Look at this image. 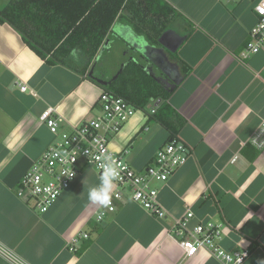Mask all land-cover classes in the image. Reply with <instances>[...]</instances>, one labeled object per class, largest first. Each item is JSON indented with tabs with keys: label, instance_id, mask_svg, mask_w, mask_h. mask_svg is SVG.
<instances>
[{
	"label": "crops",
	"instance_id": "obj_1",
	"mask_svg": "<svg viewBox=\"0 0 264 264\" xmlns=\"http://www.w3.org/2000/svg\"><path fill=\"white\" fill-rule=\"evenodd\" d=\"M10 1L0 0V11ZM149 1L144 6L153 24L146 20L142 29L185 37L170 56L184 80L166 104L185 119L178 138L190 156L166 183H153L168 217H154L131 199L130 189L115 184L111 196L120 190L124 198L97 222L107 206L89 201L88 190L101 188L104 177L91 167L82 168L45 214L17 197L30 167L58 140L41 122L44 111L52 109L70 131L98 113L103 88L89 74L47 63L0 23V264H223L207 249L185 258L172 230L189 212L191 227L223 226V250H248L244 264H264V149L250 143L264 120V53L241 57L257 22L256 1ZM115 24L97 64L108 77L133 54L116 36L120 24H129ZM148 114L138 111L110 143L140 173L171 141V132ZM81 234L89 237L71 251L72 238Z\"/></svg>",
	"mask_w": 264,
	"mask_h": 264
},
{
	"label": "built area",
	"instance_id": "obj_2",
	"mask_svg": "<svg viewBox=\"0 0 264 264\" xmlns=\"http://www.w3.org/2000/svg\"><path fill=\"white\" fill-rule=\"evenodd\" d=\"M256 25L251 29L249 39L241 52L243 60L252 55L264 53V0H255ZM27 90L26 85L21 86ZM152 104L149 116L157 112ZM98 113L80 126L64 131V120L54 115L52 109L44 111L41 122L58 138L34 163L19 183L16 195L19 199L31 203L40 214L47 213L64 192L69 190L83 167H91L104 177L105 166L114 163L118 176L114 183L117 187L130 189L131 199L158 219H166L168 214L159 202V190L153 183H166L175 172L184 166L190 156V149L178 137L172 139L156 154L153 163L144 173L135 171L121 153L111 151L112 139L125 124L138 112L143 111L124 98L102 90L98 100ZM147 112V111H146ZM250 143L258 150L264 149V120L250 138ZM124 193L116 190L107 205V211L97 214V222H102L107 213L116 210L115 202L122 200ZM194 218L192 212L176 221L172 230L179 238L185 258L196 256L203 249L209 250L223 264H244L250 252L248 250L227 252L218 242L223 238L222 225L197 224L190 226ZM81 234L72 238L70 250L77 251ZM1 250V249H0ZM2 251V250H1Z\"/></svg>",
	"mask_w": 264,
	"mask_h": 264
},
{
	"label": "trees",
	"instance_id": "obj_3",
	"mask_svg": "<svg viewBox=\"0 0 264 264\" xmlns=\"http://www.w3.org/2000/svg\"><path fill=\"white\" fill-rule=\"evenodd\" d=\"M145 2L150 3L149 0H11L0 11V23L13 27L47 63L65 65L87 76L117 19L124 20L154 43L157 41L163 31L149 33L142 29L144 21H151L147 19ZM136 12L141 14L138 21L133 16ZM93 82L147 112L149 106L161 101L152 117L171 132V140L178 137L185 125V119L166 104L171 93L135 62H129L108 86Z\"/></svg>",
	"mask_w": 264,
	"mask_h": 264
},
{
	"label": "water",
	"instance_id": "obj_4",
	"mask_svg": "<svg viewBox=\"0 0 264 264\" xmlns=\"http://www.w3.org/2000/svg\"><path fill=\"white\" fill-rule=\"evenodd\" d=\"M116 36L119 42L126 45L129 51L133 53L130 57V61L122 64L119 71L110 80L95 76V68L98 62L111 45V40H107L97 58V62L89 72L90 78L102 86H108L118 78L129 62H135L170 93L174 92L176 88L182 84L184 77L181 74L179 66L171 60L170 56L178 52L185 41V37H182L173 30H167L162 33L154 43L145 36L136 34L131 25L124 24H120L117 27ZM157 72L160 73L159 76ZM160 103L161 101H158L157 106H159Z\"/></svg>",
	"mask_w": 264,
	"mask_h": 264
},
{
	"label": "clouds",
	"instance_id": "obj_5",
	"mask_svg": "<svg viewBox=\"0 0 264 264\" xmlns=\"http://www.w3.org/2000/svg\"><path fill=\"white\" fill-rule=\"evenodd\" d=\"M118 176V172L114 163H108L104 170V182L99 189H89L88 199L92 203L107 206L110 202L111 194L116 185L114 181Z\"/></svg>",
	"mask_w": 264,
	"mask_h": 264
},
{
	"label": "flooded vegetation",
	"instance_id": "obj_6",
	"mask_svg": "<svg viewBox=\"0 0 264 264\" xmlns=\"http://www.w3.org/2000/svg\"><path fill=\"white\" fill-rule=\"evenodd\" d=\"M157 75L159 76L160 73L157 72ZM95 76H97L98 78H101V79H109V78H112V77H108L105 75V69L103 68L102 65L99 64L98 67L95 68Z\"/></svg>",
	"mask_w": 264,
	"mask_h": 264
},
{
	"label": "rangeland",
	"instance_id": "obj_7",
	"mask_svg": "<svg viewBox=\"0 0 264 264\" xmlns=\"http://www.w3.org/2000/svg\"><path fill=\"white\" fill-rule=\"evenodd\" d=\"M116 25V24H115ZM113 28V27H112ZM111 34V33H110ZM109 38H111V35H109ZM119 71V69L116 71V73ZM109 76H112L111 74H108Z\"/></svg>",
	"mask_w": 264,
	"mask_h": 264
}]
</instances>
